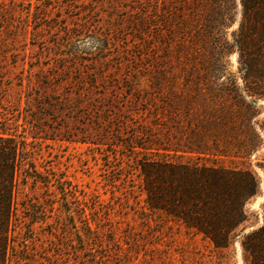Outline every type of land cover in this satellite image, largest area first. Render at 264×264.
Masks as SVG:
<instances>
[{
    "label": "rangeland",
    "instance_id": "rangeland-1",
    "mask_svg": "<svg viewBox=\"0 0 264 264\" xmlns=\"http://www.w3.org/2000/svg\"><path fill=\"white\" fill-rule=\"evenodd\" d=\"M153 1L0 0V133L54 195L73 193L47 199L20 183L12 264H245L243 235L264 214V132L247 124L264 125V99L235 46L240 0L211 29L206 4L180 0L165 26ZM252 101L256 115L238 114ZM166 161L255 173L259 193L228 248L149 210L146 175ZM87 218L102 243L84 235Z\"/></svg>",
    "mask_w": 264,
    "mask_h": 264
},
{
    "label": "trees",
    "instance_id": "trees-1",
    "mask_svg": "<svg viewBox=\"0 0 264 264\" xmlns=\"http://www.w3.org/2000/svg\"><path fill=\"white\" fill-rule=\"evenodd\" d=\"M39 1L41 5H52L55 2ZM167 1L169 2L164 3L162 8L161 0L153 1V19H166L169 15L177 17L180 9H176V6H181V1ZM197 3L207 5L208 17L204 19L210 23V29L214 24L225 26L235 9V0H197ZM169 4L172 8L167 7ZM240 4L241 36L236 39L235 46L248 75L245 81L251 78V84L263 85L261 92L248 86L249 92L258 99H264V0H240ZM161 9L163 13H159ZM165 19L162 22L166 26L168 21ZM218 21L222 23L219 24ZM252 78L258 81H253ZM256 113V101L238 110V114L246 117ZM247 125L257 138V128L264 132V125L257 127L251 121ZM25 152V148L15 138L0 133V199L5 201V209L0 218V264L13 263L11 253L16 250V236L13 234L12 225L18 218L14 199L20 183L24 186L31 185L32 188L45 187L49 191L47 199H68L70 194L73 195L64 186L61 189L56 187L59 197L54 195L50 191L49 178L42 176L35 165L27 167L23 164L22 157L26 155ZM262 168L264 170V166ZM144 190L148 208L152 213L166 214L219 249L228 248L235 236L240 235L239 228L247 221L246 205L259 193V182L255 173L246 168L228 169L217 164L184 165L166 161L156 164L147 173ZM60 212L63 213L62 210ZM67 214L71 217V225H76L72 211ZM98 228V225L93 228L87 218L83 232L90 243H102ZM241 247L245 264H264V214L262 226L243 235Z\"/></svg>",
    "mask_w": 264,
    "mask_h": 264
},
{
    "label": "clouds",
    "instance_id": "clouds-1",
    "mask_svg": "<svg viewBox=\"0 0 264 264\" xmlns=\"http://www.w3.org/2000/svg\"><path fill=\"white\" fill-rule=\"evenodd\" d=\"M78 47H83V46L82 45H78ZM93 47H98V44L96 42H94Z\"/></svg>",
    "mask_w": 264,
    "mask_h": 264
}]
</instances>
